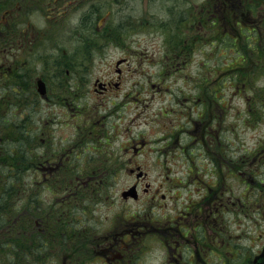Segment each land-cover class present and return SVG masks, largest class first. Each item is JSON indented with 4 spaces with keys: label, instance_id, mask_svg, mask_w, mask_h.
Masks as SVG:
<instances>
[{
    "label": "flooded vegetation",
    "instance_id": "obj_1",
    "mask_svg": "<svg viewBox=\"0 0 264 264\" xmlns=\"http://www.w3.org/2000/svg\"><path fill=\"white\" fill-rule=\"evenodd\" d=\"M131 1L0 0V37L5 51V56L0 60V124L5 123L4 130L0 126V150H7L4 148V142L13 139L21 122L25 124V132H20V135H25L30 140L27 145L29 149H38L36 157L35 154H29V164L9 167L13 172L19 169L31 172L30 182L33 189L32 193L26 195L27 212L20 213L18 209L21 206H18L17 213L12 212L2 217L3 236L6 237L5 241H9L7 237L12 231L25 229L27 225L36 230L34 237L39 239L37 241L33 237L31 246L34 242L49 244V247L28 245L26 248L17 243L14 246L18 252V261L24 252L27 263L32 262L34 257L33 262H35V255L41 254L46 258L52 256V260L57 264L87 262L137 264L146 244L154 241L156 247L160 245L167 253H171V247H174L172 249L174 264H179V259L184 264H210V257L214 253L209 247H226L227 236L221 220L229 207L227 204L236 205L234 200L224 197V195L230 196L227 188L231 189L224 180L226 177L237 175L241 180L239 187L250 191L255 188L258 190L257 188L260 187L254 178L256 170L250 166L252 159L248 155L242 158L240 152L235 151L232 162L234 168L228 169V175L223 169H200L193 163L194 158L205 157L210 161L216 151L208 148L202 152H187L188 145H178L177 140H173L176 126L170 119L163 121L165 116L161 113L151 116L152 121L145 127L143 121H135L137 116L125 118L122 113H119L114 122H110L108 117L113 114L112 109L107 106L110 99L119 98L118 101L114 100L111 103L113 106L117 105L118 109L129 103L126 100L127 94L122 91L123 86L119 91L122 76L125 74L124 66L127 64L124 54L115 62L113 69L115 77L110 72H105L102 75L104 79L96 78L93 81L92 89L97 94V98L104 103L103 108L100 111L81 110L82 90L85 92L89 85L72 83L76 77L74 72L93 60L90 59L92 54L88 51L89 48H112L113 45L119 49L123 47L124 37L119 36L117 30H112L110 27L112 19L110 14L115 4L124 9L130 7ZM233 1L217 0L213 9L211 0H203L201 9L218 12L220 17L213 13L215 19L220 18L217 20L220 24L236 25H240L243 20L237 18V15L227 17L226 14L244 12L252 15L261 10V7L257 6L258 0H236V4ZM261 2L260 6L264 7V0ZM71 17L73 18L70 19ZM200 18L199 22L205 21L204 15ZM114 22L117 26H123L122 21L114 20ZM249 22L252 21L245 20L244 27L250 26ZM63 27L78 29V38L84 37L85 40L84 50L81 51V48L73 51L63 50L64 56L53 57L51 63L46 61L40 70L36 64L33 68L27 56L34 54L40 44L50 41L52 33ZM92 31L95 35L89 39L88 35ZM71 37L75 36L70 35L69 39ZM62 39H66V36L62 35ZM100 39L103 40L99 41ZM81 55L85 58L78 59ZM33 72H35L34 76ZM207 106L209 111L214 107H220L212 103H208ZM36 107L46 109L47 116L44 119L49 124L41 123L39 116L32 117V113L38 110L35 109ZM12 109L15 111L22 109L26 117L19 119ZM8 110H11L12 115H5ZM66 113L68 116L82 117L88 124L86 132H76L74 140L80 142L84 136V139L89 137L97 142V149L105 150L112 147V150L105 155V160L97 162L85 159V155L76 154L74 150L78 148V142L67 143L71 138L62 139L59 126L56 131L52 130L50 124L54 119L58 118L60 124V118L65 117ZM181 117L186 120V116H178L179 119ZM207 121L208 119L201 124L195 123V131L203 132V136H208V142L213 143L208 134L212 126L205 125ZM149 124L154 126L150 127ZM108 139L117 140L116 146L112 141L106 143ZM259 151L264 153V148H257V152ZM3 156L2 151L0 161ZM217 156L224 162L230 161L227 153H217ZM259 161L264 163V157L259 158ZM66 171L96 172L94 177H100V180L98 187L93 191L98 196L94 205L87 209L92 213L91 220L87 219L86 213L83 214L80 225L84 232L79 235L78 243L71 241L72 247H66L65 240L64 244L52 247L47 243L51 241L53 233L50 222L52 220L55 223L64 222L62 217L64 200L59 199L56 202L52 199L47 202L45 208L39 210L31 195L35 191L39 193L48 183L51 184L52 191L64 193ZM116 173L124 176L123 186L118 190H115L114 186ZM151 176L154 179L149 181L148 178ZM91 177L88 176L87 179V175L85 178L82 175L77 176L80 181L75 186L76 192H79ZM143 178L145 183L141 187L140 181ZM21 181L16 176L10 179L9 184L13 186L14 183ZM131 186L134 188L133 194L122 197L121 194ZM259 191H264V187ZM114 193L119 195L114 196ZM104 194L105 200L102 199ZM88 197L93 200L94 193H89ZM258 201L264 203V196L256 194L254 199L247 203L255 204ZM240 210L244 208L240 207ZM21 215L27 220L26 224L24 222L18 224ZM32 220L35 221V227L31 225ZM38 232L44 234L40 235ZM236 246L230 237V247ZM261 247H264V241ZM65 250H73L74 253L66 255ZM201 252L205 255V260L201 258ZM159 254L160 251L157 250L152 258L158 257ZM256 254L252 257L251 264H260L261 260L255 261ZM222 255L221 251L220 258L215 259L213 264H225ZM167 257L171 258L169 255ZM237 257L235 252L230 254L232 260Z\"/></svg>",
    "mask_w": 264,
    "mask_h": 264
},
{
    "label": "rangeland",
    "instance_id": "obj_2",
    "mask_svg": "<svg viewBox=\"0 0 264 264\" xmlns=\"http://www.w3.org/2000/svg\"><path fill=\"white\" fill-rule=\"evenodd\" d=\"M261 1H257V6L259 5L261 10L252 15L244 12L226 14L227 17L237 15V18L243 20L240 25L220 24L217 21L220 19L218 12L213 10L219 16L215 19L213 12L201 9L203 0H132L130 7H124V9L115 4L110 14L112 17L110 27L112 30L116 29L119 36L124 37L123 47L119 49L113 45L112 48H89L88 51L92 54L90 59L93 60L78 68L74 72L76 77L72 81V83L80 82L89 85L85 92L82 90L81 110L100 111L104 103L93 91V81L96 78L104 79L102 75L105 72H110L115 77L116 74L113 71L115 62L124 54L127 64L124 66L125 74L122 76L119 91L123 86L122 91L127 94L126 100L129 103L118 109L117 105L113 106L111 103L114 100L118 101L119 98L114 100L111 98L107 103L113 111V114L108 117L110 122H114L119 113H122L125 118L137 116L135 121H143L145 127L148 122L152 121L151 116L161 113L165 116L163 121L170 119L176 126L173 140H177L178 145H188L187 152H202L208 148L216 151L210 161L205 157L194 158L193 163L200 169H223L228 175V169L234 168L232 162L235 151L240 152L242 158L248 155L252 159L249 165L256 170L254 178L260 185L258 190L255 188L250 191L239 187L241 180L237 175L226 177L224 180L231 188H227L230 196L224 195V197L234 200L236 205L227 204L229 207L225 210L221 220L222 228L227 236L226 247H209L214 253L210 257V264L220 258L221 251L225 264H251L252 257L258 253L264 241V203L261 201L255 204L247 203L254 199L256 194L264 196V191H259L264 187V163L258 162L259 158L264 157V153L257 152V148H264V7L260 6ZM211 2L214 9L217 0H211ZM233 3L236 4V0ZM201 15H204L205 21L199 22ZM114 20L122 21L123 26H117ZM245 20L252 21L249 22L248 29L244 27ZM77 30L76 27H63L56 33H52L50 41L43 42L36 48L34 54L27 56L32 67L34 68L36 64L40 70L46 61L51 63L53 57L64 56L63 50L73 51L81 48L83 51L85 40L84 37L78 38ZM62 35L66 36V39H62ZM70 35L75 37L69 39ZM94 35L92 31L88 38L91 39ZM2 42V37H0V60L5 56ZM81 58L85 56H78V59ZM32 75L34 76L35 72ZM208 103L218 104L220 107H214L209 111ZM12 111L19 119L26 117L22 109L17 111L12 109ZM60 111L64 112L63 109ZM140 111L142 113H139ZM180 113L186 115V120L183 117L178 118ZM5 115H12L11 110H8ZM36 116L40 117L41 123L49 124L44 119L47 116L46 109L41 108L33 112L32 117ZM206 119L208 121L205 125L212 126L208 134L213 143L208 142V136H203V132L195 131V123H204ZM60 121L61 123L58 124V118H55L50 127L56 131L59 126L62 139L71 138L67 140V143L78 142L74 140L76 132H86L88 127L82 117L68 116L67 113L65 117L60 118ZM0 126L2 130L5 129V123H1ZM149 126L153 127L154 124H149ZM24 128L23 122L18 124L17 134L12 140L4 142V148L7 150H0V153L3 151L4 156L9 151L12 153L11 160L2 159L0 161V244L3 245V247L0 245V264H57L52 260V256L46 258L41 254L35 255V262H33L34 257L32 262L27 263L24 252L18 261V252L14 246L17 243L23 247L28 245L29 247H49V244L43 245L40 242H34L31 246L36 234L35 229L27 225L25 229H16L7 237L9 241H5L6 237L3 236L4 220L2 217L12 212L17 213L18 206H21L18 209L20 213L27 212L25 197L28 193H32L33 189L30 182L31 172L22 169L13 172L9 168L29 164L30 153L35 154L36 157L38 149H29L27 145L30 140L25 135H20V132H25ZM158 132L163 133L164 131ZM81 139L74 152L81 156L85 155V159L100 162L102 159L105 160L107 152L112 150V147L105 150L97 149V142L89 137L84 139L83 136ZM111 141L108 139L106 143H111ZM117 142L113 140L112 144L116 146ZM99 153L101 155H98ZM217 153H227L230 161H222ZM20 154L23 155L22 159L17 158ZM65 156H67L66 151ZM73 172L66 171L65 180L70 179L75 185H78L80 181L76 179L77 176L82 175L85 178L87 175V179L88 176H92L91 180L83 184L79 192L74 189L65 190L64 193L52 191V186L48 183L41 188L39 193L33 192L31 195L39 210L45 208L48 205L47 202L52 199L56 202L63 199L64 207L72 208L74 211L70 222L55 223L54 220L50 222L53 233L51 241L47 243H50L52 247L64 244L65 240L66 243L71 241L78 243L79 235L84 232L80 225L83 221V214H87L88 220L92 218V213L87 209H90L96 201L98 194L93 189L98 187L100 177H94L96 172L91 171V173L77 172L78 175L70 178L69 174ZM18 173L22 181L10 186V179L16 177ZM123 178L121 173L115 174V190L123 186ZM152 179H154L152 176L148 178L149 181ZM144 183L143 178L140 186L142 187ZM89 193H94L93 200L88 198ZM79 194L83 197L75 204L74 200ZM117 195L119 194L114 193V196ZM104 196L105 194L102 199ZM240 207L244 210H240ZM26 221L21 215L18 224L22 222L26 224ZM240 222L241 225H239ZM31 225L35 227L34 220L31 221ZM38 234L43 235L44 233L38 232ZM230 237L236 243V247H230ZM34 238L39 241L37 237ZM146 245L137 264H159V262L160 264H174L172 261L174 247H171V253H167L161 249L160 245L156 247L154 241ZM157 250L160 251L159 256L152 258ZM233 252L238 257L240 256V260L238 257L234 260L230 258ZM73 253V250H65L66 255ZM200 256L205 260L202 252ZM178 261L179 264H184L181 259ZM85 264L96 263L87 262Z\"/></svg>",
    "mask_w": 264,
    "mask_h": 264
},
{
    "label": "trees",
    "instance_id": "obj_3",
    "mask_svg": "<svg viewBox=\"0 0 264 264\" xmlns=\"http://www.w3.org/2000/svg\"><path fill=\"white\" fill-rule=\"evenodd\" d=\"M18 159H22L23 158V155L22 154H20V155H18V157H17ZM3 160H11L12 159V153L9 151L5 156H3V158H2ZM77 172H86L87 173V171H74L72 174H69V176H70V178H72V176H75V175H78L79 173H77ZM85 173V174H86ZM84 174V175H85ZM69 176H68V178H69ZM17 179H19V180H21L20 179V176H19V173L17 174ZM77 179V178H76ZM66 181V182H65ZM64 182H65V187H66V190H69V189H74L75 190V183H73V181H71L70 179H68V180H65ZM35 193H36V191H35ZM82 197H83V195L82 194H79L77 197H76V199L74 200L75 201V204L77 203V202H79L81 199H82ZM89 198V197H88ZM25 200L26 201H28V199H27V196L25 197ZM25 203H27V202H25ZM0 205H1V203H0ZM73 216H74V211H72V208H66V207H64V209H63V215H62V217H63V220H64V223H67L68 221L70 222L71 221V219L73 218ZM74 233V232H73ZM73 233H71V234H73ZM72 242H67L66 243V246L67 247H72Z\"/></svg>",
    "mask_w": 264,
    "mask_h": 264
},
{
    "label": "water",
    "instance_id": "obj_4",
    "mask_svg": "<svg viewBox=\"0 0 264 264\" xmlns=\"http://www.w3.org/2000/svg\"><path fill=\"white\" fill-rule=\"evenodd\" d=\"M260 264H264V248L262 250V260L260 261Z\"/></svg>",
    "mask_w": 264,
    "mask_h": 264
}]
</instances>
